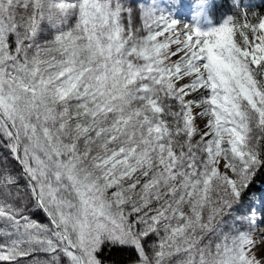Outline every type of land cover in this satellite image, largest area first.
I'll return each mask as SVG.
<instances>
[{
    "label": "snow or ice",
    "instance_id": "snow-or-ice-1",
    "mask_svg": "<svg viewBox=\"0 0 264 264\" xmlns=\"http://www.w3.org/2000/svg\"><path fill=\"white\" fill-rule=\"evenodd\" d=\"M183 8L0 0V264H264V17Z\"/></svg>",
    "mask_w": 264,
    "mask_h": 264
},
{
    "label": "trees",
    "instance_id": "trees-1",
    "mask_svg": "<svg viewBox=\"0 0 264 264\" xmlns=\"http://www.w3.org/2000/svg\"><path fill=\"white\" fill-rule=\"evenodd\" d=\"M196 1V0H195ZM236 2L234 0H212L211 1V11L209 13L212 20L215 22L218 21L222 17H233L234 19H239V22L242 24L244 22H248L251 24H257V15L264 17V0H256V2H252L248 5H243L242 2H239L240 7L237 8ZM247 7V19L244 18V14L242 13L241 9ZM55 32L52 31V35ZM238 34V33H237ZM51 35V36H52ZM51 36L49 38H51ZM83 146L81 143L79 145ZM23 183V182H22ZM264 184H261L259 180H257L256 184L250 190L251 193L255 195H259L262 192V187ZM37 219L43 220L44 217L42 215L37 214ZM2 227V225H0ZM36 256L40 257L43 261L46 258V254L44 253H36ZM129 256L128 253L123 254V258L127 259ZM25 260V264H27V260L31 258H22Z\"/></svg>",
    "mask_w": 264,
    "mask_h": 264
},
{
    "label": "rangeland",
    "instance_id": "rangeland-1",
    "mask_svg": "<svg viewBox=\"0 0 264 264\" xmlns=\"http://www.w3.org/2000/svg\"><path fill=\"white\" fill-rule=\"evenodd\" d=\"M211 1H212V0H208V11H207V15H206V20H205V21L203 22V24L201 25V24H200V20H199V18H198V20H197V22L195 23V25H200V26H202V27H204V28H207L209 24H211L212 26H219V25L223 22V20L227 18V17H222V18H220V19H219L218 21H216V22H215L214 20L211 19L210 15H209V13H210V11H211ZM234 1L236 2V0H234ZM253 1L256 2V0H239V2H242L243 5L251 4ZM68 2H75V0H68ZM165 2H166V0H165ZM182 2H183V4H184V8H183L182 11H184V10L192 11L194 14H196L197 8H198V6L201 4L202 0H196V1H195V0H182ZM70 24H74V20H73V21H70ZM67 27H68V26H65V30H67ZM52 31H53V30H51V29L49 28V30L46 31L43 35L49 38V37L52 35ZM158 39H161V40H162L163 38L161 37V38H158ZM236 39H239L238 34H237V36H236ZM205 119H206V118H205ZM205 119H200V120L198 121L199 127H200L201 129L204 128V125H205ZM195 138H196V139H199V136H196ZM83 147H84V145H83V146H80L81 150L83 149ZM177 151H178V150H177ZM93 154H95V153H93ZM221 170H223V169H221ZM145 179H146V178L143 177V176L140 177L141 182L145 181ZM124 183H125V187H126L127 184L130 183V181H124ZM140 187H141V186L138 185L137 190H136L137 192L140 191ZM262 189H263L262 192H264V186L262 187ZM116 190H117V189H116L115 187H113V188H111V189H108V191H107V196H108L109 198H111V194H112V192H114V191H116ZM137 202H138V201H137ZM124 207H125V210H126V211H130V209H131V205H130V204H127V205H125ZM262 234H264V233L257 232L254 238H258V237H259L260 235H262ZM204 242L206 243V242H207V239H205ZM257 251H259V249H258ZM177 258H178V256H174V257H173L174 261H175V259H177Z\"/></svg>",
    "mask_w": 264,
    "mask_h": 264
},
{
    "label": "bare ground",
    "instance_id": "bare-ground-1",
    "mask_svg": "<svg viewBox=\"0 0 264 264\" xmlns=\"http://www.w3.org/2000/svg\"><path fill=\"white\" fill-rule=\"evenodd\" d=\"M199 16L197 14H194L192 11H187L184 10L181 12V15L177 17L178 20H180L182 23H190V24H194L197 22Z\"/></svg>",
    "mask_w": 264,
    "mask_h": 264
}]
</instances>
